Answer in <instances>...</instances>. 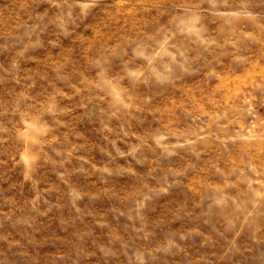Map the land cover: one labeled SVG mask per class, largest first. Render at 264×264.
<instances>
[{
	"label": "rangeland",
	"instance_id": "1",
	"mask_svg": "<svg viewBox=\"0 0 264 264\" xmlns=\"http://www.w3.org/2000/svg\"><path fill=\"white\" fill-rule=\"evenodd\" d=\"M0 264H264V0H0Z\"/></svg>",
	"mask_w": 264,
	"mask_h": 264
}]
</instances>
